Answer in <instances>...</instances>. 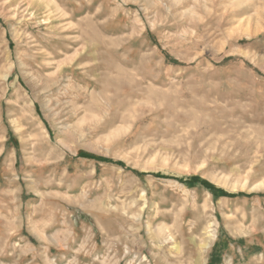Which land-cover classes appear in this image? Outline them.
Masks as SVG:
<instances>
[{
  "label": "rangeland",
  "instance_id": "rangeland-1",
  "mask_svg": "<svg viewBox=\"0 0 264 264\" xmlns=\"http://www.w3.org/2000/svg\"><path fill=\"white\" fill-rule=\"evenodd\" d=\"M0 264H264V0H0Z\"/></svg>",
  "mask_w": 264,
  "mask_h": 264
},
{
  "label": "trees",
  "instance_id": "trees-1",
  "mask_svg": "<svg viewBox=\"0 0 264 264\" xmlns=\"http://www.w3.org/2000/svg\"><path fill=\"white\" fill-rule=\"evenodd\" d=\"M199 180V179H198ZM200 182H203V181H201V180H199ZM203 184H207L206 182H203Z\"/></svg>",
  "mask_w": 264,
  "mask_h": 264
}]
</instances>
